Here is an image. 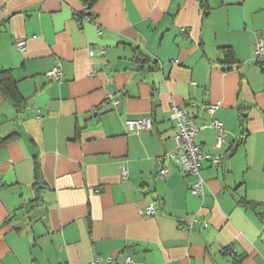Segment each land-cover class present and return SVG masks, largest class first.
Listing matches in <instances>:
<instances>
[{"label": "crops", "instance_id": "obj_1", "mask_svg": "<svg viewBox=\"0 0 264 264\" xmlns=\"http://www.w3.org/2000/svg\"><path fill=\"white\" fill-rule=\"evenodd\" d=\"M261 32L264 0H0L19 94L0 93V264H264ZM172 106L223 123L219 148L210 128L195 137L221 158L200 163L201 195L165 159Z\"/></svg>", "mask_w": 264, "mask_h": 264}, {"label": "built area", "instance_id": "obj_2", "mask_svg": "<svg viewBox=\"0 0 264 264\" xmlns=\"http://www.w3.org/2000/svg\"><path fill=\"white\" fill-rule=\"evenodd\" d=\"M15 47L20 51H24L25 49V40L17 39L15 41ZM103 52L99 51L98 53H92L91 56L101 55ZM255 59L258 61H262L264 59V32H261L254 49ZM53 81H60L61 79V69L56 66L47 74ZM109 99L112 98V95H109ZM114 104L117 105L118 102L114 101ZM219 103L208 105L207 111L209 113L213 112ZM170 119L174 122L175 127L177 129L176 134L172 137V141L174 143V152L165 156V159L169 160L180 172H182L187 177L191 178L189 191L193 195H201L203 181L199 175L200 172V163L202 161H207L212 163L213 165H218L221 163V158L219 156L204 154L201 151V147L196 142V134L202 128H210L215 131L214 138V146L215 148H219L222 143L226 140V135L223 130V123L220 121H212L208 125L198 124L194 119L188 117L187 108L185 106H172L170 115ZM126 125L129 131L135 135H138L141 132L149 131L151 129L152 121L149 116H140L135 119L126 120ZM160 168L157 172V175L160 178H164L168 175V169L164 165V160L159 159ZM120 179L122 182L127 180V172L124 168L120 171ZM144 214L151 215L153 213V208L151 205L147 206L144 211ZM194 221H192L193 223ZM262 225L264 227V217L261 220ZM206 227L207 224L204 223ZM112 258H108L107 262L111 263ZM95 262H93L94 264ZM33 264V263H30ZM120 264H135L134 259L130 256H126L124 260Z\"/></svg>", "mask_w": 264, "mask_h": 264}, {"label": "trees", "instance_id": "obj_3", "mask_svg": "<svg viewBox=\"0 0 264 264\" xmlns=\"http://www.w3.org/2000/svg\"><path fill=\"white\" fill-rule=\"evenodd\" d=\"M225 52L227 53L226 61L231 63L234 59L232 52L230 50H225ZM0 93L8 99H19L16 82L12 79L9 71H0Z\"/></svg>", "mask_w": 264, "mask_h": 264}, {"label": "water", "instance_id": "obj_4", "mask_svg": "<svg viewBox=\"0 0 264 264\" xmlns=\"http://www.w3.org/2000/svg\"><path fill=\"white\" fill-rule=\"evenodd\" d=\"M263 63L259 62V65H262Z\"/></svg>", "mask_w": 264, "mask_h": 264}]
</instances>
